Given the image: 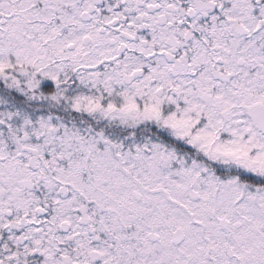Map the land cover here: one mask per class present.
Here are the masks:
<instances>
[{
  "label": "snow or ice",
  "instance_id": "obj_1",
  "mask_svg": "<svg viewBox=\"0 0 264 264\" xmlns=\"http://www.w3.org/2000/svg\"><path fill=\"white\" fill-rule=\"evenodd\" d=\"M0 264H264V0H0Z\"/></svg>",
  "mask_w": 264,
  "mask_h": 264
}]
</instances>
